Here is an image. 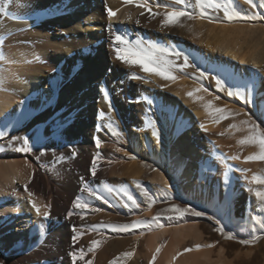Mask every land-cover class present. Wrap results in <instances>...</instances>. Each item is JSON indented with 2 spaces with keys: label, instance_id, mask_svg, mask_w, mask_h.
<instances>
[{
  "label": "bare ground",
  "instance_id": "1",
  "mask_svg": "<svg viewBox=\"0 0 264 264\" xmlns=\"http://www.w3.org/2000/svg\"><path fill=\"white\" fill-rule=\"evenodd\" d=\"M101 1L16 0L13 6L16 10L13 11L11 8L7 10L8 15H4L3 27L1 26L0 30L6 28L10 32L12 29L32 24L37 26V29L29 32L30 35L27 34L29 37H25L35 42L44 41L47 44L33 48L26 38L22 37L24 35L10 37L5 43L2 41L0 43V62L3 64L5 62L17 63V66H21V69L14 70V76L0 75V131L5 133L0 136V263L73 264L69 253L81 248L86 252L83 264L86 262L88 264L94 262L105 264L115 255L113 243H109L110 239H106L102 234L96 233L97 235L92 236L91 239H83L81 236L79 243L74 247L71 238L74 234L73 225L77 227L78 223L88 225L92 223V225H101L102 227L105 222L116 220V217L104 211L96 212V215L92 213L93 215L89 216V212L92 211L88 209L83 218L79 217L77 212L69 219L67 216L69 207L72 206L77 196H81L82 200H89L87 194L81 191V177L98 193L104 195L105 183L111 187L120 188L128 182L124 183V178L139 177L146 167L141 162L132 165L126 163L125 166L118 164L117 167L110 164L111 167L104 159H100L96 177L93 179L89 168L92 157L97 152L93 140L95 135H99L103 142L100 148L110 145L115 136L123 135L132 152L130 157L135 159L133 154L135 152L136 155L138 154L157 166L166 165L163 173H155L156 175L154 174L153 177V185L157 193L159 190L173 194L181 192L188 199L191 198L210 207L217 206L219 202H226L228 197L237 191L233 186L231 173L225 168L221 179L211 180V160L209 161L202 154L199 146L201 140L196 139L198 135L194 134L193 128L199 117L198 112V114L193 112V107L201 103L197 101L200 98L197 93L196 98L192 100V97L186 96L190 91L186 90L185 93L176 91L177 96L174 98L168 97L169 99H167L163 96L161 106L153 102L151 96H149L150 99L146 96L151 101L154 114L150 116V111L138 108L136 118H132L133 124L131 123L129 137L126 129L121 126V119L116 115L112 121L100 116L99 110L102 108L101 100L105 97L104 92L107 91L108 94L111 87H107L105 79L99 78L98 73L100 72L95 67L104 64L107 51L94 47L90 57H85L86 54L83 51L93 47L92 45L96 41L109 37L105 30V27L109 25L105 18L106 7L116 11L113 21L126 18V13L123 10H115L110 0H106L103 5H100ZM167 2L165 1V3ZM247 2L252 4L255 1L247 0ZM154 4L157 3L154 2ZM47 7H50L49 10ZM50 17H53L52 23L47 21ZM195 24L197 27L199 23ZM111 25H115V23ZM207 25L211 27V25ZM214 28H208L210 30L205 31L203 36L200 35L202 37L199 40V45L205 50L199 49V54L196 51L198 46L189 44V47L195 50L198 55L200 71L205 69L213 79V83H216L217 79L223 81L224 85L227 83V86L231 87L230 90L242 94L250 101L248 103H251L252 106H250L254 113L258 110L255 108L258 107L259 113L261 110L263 115L264 85H262V81L264 82V72H262L263 75L260 73L264 70V29H245L250 27L240 28L237 26ZM68 31H71L69 36L67 35ZM12 32L14 33V31ZM168 41L164 40L165 45H169ZM50 49L60 50L63 55L64 52L67 53L66 64L73 69V76L76 78L74 89L65 85L61 94H58L56 88L51 87L45 81L44 77L47 74L44 75L42 71L35 68L37 67L36 61L31 64L34 68H25L26 60L30 58L45 59V54H49ZM96 52L97 55H95ZM60 54L57 56H62ZM42 61L44 62V60ZM61 66L64 64L62 63ZM217 68L224 71L217 72L215 71ZM225 72L228 73L227 76ZM153 91L155 89L151 90L152 94ZM108 96L110 95L108 94ZM237 96L240 98V95ZM179 97L185 99V104L181 103ZM45 100L48 101L47 104H45ZM186 102L192 105V109L185 107ZM121 116L124 119L127 117L125 114H121ZM205 119L209 122L213 120V117L208 116ZM153 121L155 122L153 123ZM36 127L42 128L43 133L35 132ZM98 129L102 130L98 131ZM157 132L159 137L155 135ZM25 135L29 137L30 144L36 137L40 138L41 142L34 147L56 144L53 151L59 147L69 148L68 157H58L53 163L58 169L53 177L49 178L47 174H44L45 165H40L32 157V152L20 150L23 145L22 139L16 141L11 139L13 136L23 138ZM1 144L8 145L9 148L5 149ZM212 146L210 148L213 152H217L216 159L217 157L219 161L224 159L220 149L217 146ZM227 161L224 160L223 163L226 164ZM215 167L213 166V168ZM118 178L121 180L120 184L115 180ZM225 182H227V188ZM25 184L28 185V190L34 194L32 199L41 207L42 211L45 210V205H50V218L47 221L37 216L35 210L31 208L27 191L24 188ZM57 186L60 191L56 190ZM220 187L223 189L221 193ZM109 199L112 200V197ZM89 202L95 204L98 201ZM113 203L116 201L113 200ZM102 204L101 202L102 210L106 209V206L109 207V205ZM47 231L48 236H46ZM76 231L78 230L76 229ZM94 239L100 243L94 251L88 252L87 249ZM134 242L136 245L137 239ZM167 257L164 264H174L177 258L176 249H173ZM5 258L7 259L5 260ZM181 262L184 264H206L207 262L213 264L210 255L202 254L184 256ZM75 264L78 263L75 262ZM110 264H113V261H110Z\"/></svg>",
  "mask_w": 264,
  "mask_h": 264
},
{
  "label": "rangeland",
  "instance_id": "2",
  "mask_svg": "<svg viewBox=\"0 0 264 264\" xmlns=\"http://www.w3.org/2000/svg\"><path fill=\"white\" fill-rule=\"evenodd\" d=\"M105 1L106 0H102L100 5H103ZM157 1L148 0V3L152 5V12L160 11L163 13V11H165L164 8L157 10L155 7L156 4H154V2L163 4L165 1H168L165 4L169 5V8L184 7V5H176L175 0H163V3L162 0ZM254 1L255 2L252 4H249L247 0H220L222 3H227L230 10L237 11L242 14L240 19L233 20L229 24L228 21L223 19L222 12L213 14L214 16H217L218 19H214L211 22L207 18H201L198 15L199 10L195 12V10L198 9L196 3H194L195 0H188L189 3H187L192 5H190V7L188 5L187 7L190 10L188 8L187 10L197 13L196 19L181 18L179 24L175 26H169L168 28H163L161 25V21L163 20L162 15L155 16V18H150V13L142 7H137L135 3L126 4L122 3L124 0H110V2L114 5L115 10H123L126 13V18H121L120 20L116 21H109L106 15L105 18L108 24L115 23V25H118H112L113 27L111 30H109L108 26H106L107 28L105 27V30L108 32L109 37L107 36L102 40L96 41L93 43V47L86 48L83 51L86 54L85 57L93 53L94 47L98 50L106 49L107 51V57L104 58V64L97 65L95 67L97 68L98 72H100L98 73L99 78H103L101 80L105 79L107 81V87H111L108 90V94L110 96H108V98L104 97L101 100L102 108L99 111H103L105 114L102 118L112 121L116 115L121 119H119L121 121V126L126 129L127 135L129 137V130L131 129V123L133 122L132 118H136L138 108L144 109L145 111H150V116H153L154 114V109L151 103H149L150 100H148L149 96L152 97L153 102H156L159 106H161L160 104L163 96L167 99H171L177 96L179 91L181 93H185L186 90L193 92L198 88L206 89V91L201 90L196 92L198 95H200V98L197 101L201 103L193 107V112H196V114L199 113V117L195 123V126L193 127L194 134L196 136L198 135L197 137L199 139L196 138L198 141L201 140L199 143L200 145H198L200 146L202 154L207 159H209V161L211 160V180H214L215 178L221 179L223 177L225 168L231 173L233 186L237 191L235 190L236 192H234L232 196L228 197L226 202H219L217 206L210 207H206L203 203L195 201L191 198L188 199V197L184 196L181 192L173 194L171 192L159 190V193H157L153 185V177L156 175L155 173H163L167 166H157L147 159H143L138 154L136 155L135 152H133L135 156V159H133L130 157V153L132 152L130 151L126 138L123 135L115 136V139L113 138V141H111L110 145H108L106 148H100L99 153L101 159H104V161L111 167L112 165H115L113 167H117L119 165L121 166V164L125 166L126 163L128 165H132L136 162H141L145 165L146 169L141 172L139 177L127 178L128 180L124 178L123 182H128L120 187L127 189V191L130 192L140 203V207L129 212L122 206H106V209H103L102 211L114 215L116 220L105 222V224H123L133 223L135 221L151 222L154 217H159L162 226H156L155 224H152L149 227L146 224L141 228L135 229L131 232L123 233L112 232L110 229L104 228L103 225L102 227L99 225L100 230L95 232L92 230V226H96L95 224L92 225V223H89L88 225L86 223H78L76 229L83 233V239H91L93 238L92 236L99 233L98 235L102 234L106 239H110L109 243H113L115 255L105 264H110V261H115L116 264H164L167 260L166 257H169V254L173 249H176L177 253V258L175 259L174 264H184L181 262V259L184 256H191L194 254L210 255L211 262L213 264H264V229L261 228L260 223L264 222V201H261L255 196L256 191H264V184H256L252 182L253 176L264 179V161L256 159L246 162V157L259 155L260 147L255 142L246 143L244 145L239 143L240 140L245 139L248 135L252 134L250 131L252 128V122L259 124L260 129L264 130V113L262 115L260 110V114L258 107L255 108L256 110L258 109L257 111L254 109L256 111L254 113L253 109L251 108V103L245 104V102L243 100L241 101V98H239L237 95L229 96L228 93L230 91L233 92V90H230L231 87L227 86V83L224 85V82L221 80L220 84L217 82L213 83V79L210 78L211 76L205 69L202 70L204 75L201 76L200 73L202 71H200V66H198V55L196 54L195 50H192L189 47V44H195L196 47L198 46L196 50L198 54L201 49V51H203V49L205 50V48H201V45H199V40L205 34V31L207 32L208 30L213 29V27H215L214 29L224 26H237L240 28L250 27L245 29H264V0ZM15 2L16 0H0V7L5 8L6 12L11 8L13 11H15L16 9L13 8ZM231 3L234 4L232 5ZM49 8L50 7H47L48 10ZM141 13H143V15H141ZM197 16L199 17L197 18ZM52 18L53 17L48 18L47 21L52 23ZM2 21L4 22V14L0 13V27H3ZM137 21H139V24H137ZM195 23H199L197 25L198 28L196 27ZM206 24L211 25V27L208 25L206 26ZM18 29H12L9 32L6 28H1L0 43L1 41L2 43H5L10 37L24 35L22 37L26 38V41L33 48L36 46L38 47V45L43 46L47 44L44 41L35 42L29 38L27 39V37L30 35L29 32L36 30L37 26L27 24L26 26L20 27ZM202 29L203 33L201 32ZM12 31H14V33ZM112 32L126 33L131 40L142 38L145 41L151 40L163 47L167 46L169 48L181 50L184 54L188 55L190 66L183 70L174 71L173 74L177 77L175 81L162 79L158 76L144 73L139 69L138 66L129 67L115 59V54L111 45ZM7 33L9 35L11 34V36L7 37ZM70 33L71 31H68L67 35H71ZM27 34L29 35L27 36ZM200 35L202 36L200 37ZM165 39H167V41L169 40L168 42L170 46L165 45ZM64 53L65 54L63 55V52H60V50L50 49L49 54H45V59L41 58L40 60L38 58H30L26 60L27 66L25 68H34L31 64L32 62L36 61L35 63L37 64V67L35 68L42 71L44 75L47 74L44 77L45 81H47V84L49 83L48 85L55 87L56 93L61 94V90L65 88V85H67L68 88L74 89L76 81V78L73 76V69H71L66 64L67 53ZM59 54L62 56L58 57L57 55ZM97 54L98 53L96 52L95 55ZM42 60H44V62ZM62 63L64 66H61ZM177 63L182 64L183 60L181 59L177 61ZM17 65V63L15 64L5 62L3 64L0 62V75L14 76V70L21 69V66L19 67ZM133 72H135L140 77H143V79H131ZM262 72H264V70L261 71L260 75L264 74H262ZM155 80H157V82H155ZM263 83L264 82L262 81V85H264ZM220 86L223 87L221 88ZM153 89H155V91H153L152 94L151 90ZM196 93L195 95H197ZM146 96H148V98ZM186 96L189 97L188 95ZM179 98L180 101H182L181 103L185 104V99L183 97ZM191 99L193 100V97ZM209 103L211 104L212 109H226V111L229 113L227 118L217 122L214 119V115L210 114L211 110L205 109V105ZM185 107L192 109V105L188 102H186ZM121 114H125L127 117L124 119L122 118ZM208 116H212L213 120L209 122L206 121L205 118ZM249 117H251V121H249ZM200 119L203 121L201 122ZM233 124L236 125L235 128L230 127V125ZM201 125H203V127H201ZM35 129V132L38 134L43 133L42 128L36 127ZM211 145L217 146L220 149L221 154L224 155V159H221L220 161L218 160V157L216 159L217 152H213V150L210 148ZM1 146H3L5 149L9 148L8 145L5 144H1ZM55 146L57 145H39L34 147L31 153L32 157L35 158L40 165H45L43 172L44 174H47L49 178L54 176L55 171H58L56 165L53 164L55 163V160L62 156L68 157L69 148L59 147L53 151ZM117 149L120 150L117 151ZM215 149L217 150V148ZM95 151H97V149H95ZM41 152L44 154L41 155ZM224 160H228L226 164L229 166H227L225 162L223 163ZM213 166H217L215 167L217 169L213 168ZM240 169H243L244 171L241 172ZM115 180L120 184L121 180L119 178ZM138 183L141 186L140 188H137ZM59 189L60 188L57 186L56 190L60 191ZM103 190L105 192L104 195L106 196V189L103 188ZM141 190L146 191L148 196L152 197V199L149 200L148 197L142 195ZM221 192H223V189L220 187V193ZM92 205L94 207L101 208V201H98ZM173 205L179 206L181 208L191 207L195 210L204 212L205 215L196 217L192 214H187L182 219L169 220L167 217L178 215L176 213L167 211ZM71 207L72 206L69 207V210ZM85 212H87V210H85ZM92 213L96 215V212H89L88 215H93ZM79 217H81L80 213ZM209 217H212V219H209ZM217 220H219L220 224L224 226V233H221L217 230L220 226L216 223ZM228 233H231L233 238H226ZM48 234L49 233L47 231L46 236H48ZM253 237H256L253 243L248 245L240 243L241 240H252ZM136 239L137 243L135 245L134 241ZM175 246H177V248H175ZM157 249H159V252H157ZM185 249H189V251H185ZM126 252H131L132 256L124 257L123 254ZM153 256L156 257L155 260H153ZM6 259L7 258H5V260ZM76 262L78 264H83L84 261L77 259ZM93 264L97 263L94 262ZM206 264H208V262Z\"/></svg>",
  "mask_w": 264,
  "mask_h": 264
},
{
  "label": "snow or ice",
  "instance_id": "3",
  "mask_svg": "<svg viewBox=\"0 0 264 264\" xmlns=\"http://www.w3.org/2000/svg\"><path fill=\"white\" fill-rule=\"evenodd\" d=\"M124 3L130 4L135 3L137 7H142L146 9L150 13V18H155V16L162 15L163 20L161 21V25L163 28H168L169 26H175L180 23L181 18H187V19H195L197 13L193 11L187 10V0H175L176 5H184V7H172L169 9V5L167 4H160L157 3L155 7L157 9L164 8L165 11L161 13L160 11L152 12V5L148 3V0H124ZM196 6L199 9V16L201 18H207L209 21H213L214 19H218L217 16H214L213 14H218L220 12L223 13V19L231 22L236 19L241 18V13L237 11L230 10L227 3H222L220 0H196ZM106 15L108 17L109 21H112L113 18L116 16V11H114L110 7H106L105 9ZM0 13L4 15H8V13L5 11V8L0 7ZM143 15V13H141ZM137 24H139V21H137ZM183 26V25H181ZM112 25H108V29H112ZM112 50L115 54V59L117 61L122 62L123 64L132 67V66H138L139 69L144 72L151 75L158 76L162 79L175 81L177 79L176 75H174V71L183 70L190 66V60L187 54H184L181 50H178L176 48H169V47H163L158 45L157 43L148 40L145 41L142 38H137L135 40H131L126 33H119V32H112ZM215 51V49H213ZM183 60L182 64H178L177 61ZM243 63V62H241ZM217 72L224 71L222 69H215ZM201 76L204 75L203 72L200 73ZM225 75L227 76L228 73L225 72ZM131 79H143V77H140L135 72L132 73ZM217 83L220 84L221 81L217 79ZM201 90L206 91V89L198 88L193 92H188L187 95L189 97H195V93L199 92ZM105 97L108 98L107 91L104 92ZM229 96L232 95H240L241 100H243L245 103L250 102L248 99H246L242 94L240 93H234L230 91L228 93ZM139 102V101H137ZM48 101L45 100V104H47ZM151 103V101H149ZM109 105H110V99H109ZM206 110H211L210 114L214 115V119L219 122L220 120H223L227 118L229 113L224 108H211V104L205 105ZM105 114L103 111L100 112V116L103 117ZM249 121H251V117H249ZM155 121H153L154 123ZM247 123V122H246ZM203 127V125H201ZM230 127L235 128L236 125H230ZM102 129H98L100 131ZM251 135H248L245 139H242L239 141L241 145H244L246 143L255 142L260 147V153L258 156H248L245 158V161H252V160H262L264 161V130L260 129V125L252 122V128H251ZM5 135L4 132L0 131V136ZM157 137H159V133H155ZM13 141H16L18 139L23 140V145L21 147V151L24 152H32L33 147L37 144H39L40 138L36 137L32 144H30L29 137L25 135L23 138L13 136L11 138ZM95 147L97 149V152L92 157V162L89 168V172L93 179H95L97 171H98V162L101 159L99 149L101 147V144L103 143L100 139L99 135H95L93 137ZM120 149H117L119 151ZM44 153L41 152V155ZM75 156V153H73ZM134 158V157H133ZM241 172H243V169H240ZM82 180V193H86L87 197L89 198L88 201L82 200L81 196H77L73 203L72 207L69 210L67 216L70 219L72 215L79 212L81 214V218H83V214L85 213V210L91 209L92 212H100L102 211L99 207H94L89 201H101L103 204L109 205L110 207H118L122 206L123 208L127 209L129 212H131L133 209H137L140 207V203L137 201V199L134 198V196L127 191V189L123 188H115L111 187L108 184H104V188L106 189L107 196L98 193L93 187L89 185L87 181L83 180V177H81ZM252 182L256 184H264V179H261L257 176L252 177ZM140 184H137V188H140ZM225 187L227 188V182H225ZM25 191H27L28 196V202L31 205V208L35 210V213L37 216L42 217L44 221H47L50 218V205H45V210H41V207L35 202V200L32 199L33 193L28 190V185H24ZM142 191V195L148 197L149 200L152 199V197L148 196V193L146 191ZM255 196L259 198L261 201H264V191H256ZM109 197H112V200L109 199ZM113 200L116 201V203H113ZM167 211H170L172 213L178 214L177 216H169L167 219L169 220H177L182 219L187 214H192L196 217L204 216L205 213L195 210L191 207H184L181 208L179 206L173 205L170 209ZM209 219H212V217H209ZM216 223L220 225L218 227V231L221 233L225 232V228L223 225L220 224V221L217 220ZM261 223V228L264 229V222ZM148 225L149 227L152 224H155L156 226H162L160 223L159 217H154L151 222L146 221H135L133 223H109L104 224L103 227L106 229H110L112 232H131L135 229L141 228L144 225ZM73 236L71 238L73 247L79 243L80 237L83 235V233L76 231V226L73 225ZM93 231L99 230V226H93ZM226 238H233L231 233H228ZM256 237H253L252 240L244 239L241 240L240 243L244 245H248L250 243H253ZM100 243L98 240H92L91 246L87 249L88 252L94 251L95 247ZM211 246V245H209ZM199 247V246H197ZM185 251H189V249H185ZM157 252H159V249H157ZM69 255L72 258L73 264L77 261V259L83 261L84 257L86 255V252L83 248L74 250L69 253ZM124 257H131V252H126L123 254ZM156 257L153 256V260H155ZM88 264V262H86ZM113 264H116L114 261Z\"/></svg>",
  "mask_w": 264,
  "mask_h": 264
}]
</instances>
